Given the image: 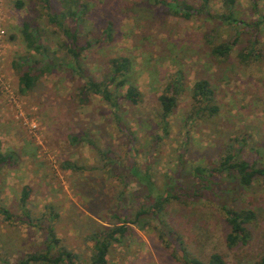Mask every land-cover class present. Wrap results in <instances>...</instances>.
Here are the masks:
<instances>
[{
    "label": "rangeland",
    "instance_id": "obj_1",
    "mask_svg": "<svg viewBox=\"0 0 264 264\" xmlns=\"http://www.w3.org/2000/svg\"><path fill=\"white\" fill-rule=\"evenodd\" d=\"M15 1L0 0V140L3 150H15L18 157L0 173V191L3 203L16 214L21 213L20 200L28 186V208L41 217L47 205L54 206L60 214L55 222L58 236L90 259L94 230L123 223V212L129 214L128 220L134 219L145 201L147 188L129 173L130 162L150 170L157 188L167 182L175 184L177 179L183 180L185 187H193L195 167L215 166L232 142L241 148L239 158L264 164V31L255 52L260 59L247 65L239 62L236 53L245 34L229 61H215L205 34L210 32L218 40L221 35L229 37L230 31L221 27L216 32L215 22L204 15L185 19L164 13L149 0H80L89 4L91 13L85 28L93 30L86 38L92 46L81 54L86 72L100 80L111 57L123 54L133 61V77L142 101L138 105L123 99L120 102L125 109L122 117L126 115L127 127L135 132L132 143L137 152L130 147L132 135L116 124L99 95L81 101L85 78L66 69L70 59L63 43L68 39L48 21L45 2L24 0L26 5L19 9ZM259 7L264 13V0H259ZM236 8L246 17L252 15L248 0H238ZM212 9L224 11L223 0H214ZM28 18L46 31L43 37L56 52L60 66L40 75L34 90L23 93L22 74L13 63L23 56H40L28 47L21 32ZM107 22L113 23V39L103 35ZM180 70L185 75L186 91L170 117L166 135L158 125L159 95ZM199 77L208 78L214 86L219 114L201 118L193 114L191 88ZM75 135L97 142L110 151L111 159L103 158L88 140ZM66 162L86 169L67 168ZM207 182L211 189L203 190L199 184L202 193L193 200L174 201L165 219L196 257L206 260L220 252L227 264H261L264 187L256 180L246 190L235 176L225 173ZM223 205L257 210V221L249 225L252 240L248 245L227 246L229 225ZM157 223L152 220V224ZM127 225L125 235L113 243L108 264H185L173 256V248L160 240L156 229H143L130 221ZM44 232L43 224L9 222L0 214V264L5 260L15 264L41 250Z\"/></svg>",
    "mask_w": 264,
    "mask_h": 264
},
{
    "label": "trees",
    "instance_id": "obj_2",
    "mask_svg": "<svg viewBox=\"0 0 264 264\" xmlns=\"http://www.w3.org/2000/svg\"><path fill=\"white\" fill-rule=\"evenodd\" d=\"M45 2L43 6L46 9L47 18L50 24L60 29V32L68 39L64 42L67 49V57L70 63L66 69L72 73H77L85 78L84 83L80 87L81 101L86 102L90 95H99L103 101L109 106L111 113L116 119V124L127 130L130 135L131 143L134 141L135 132L127 127L125 116L122 117L124 107L121 99L131 105H138L142 101V93L134 80V64L129 56L119 54L111 57L108 69L104 73L102 79L97 80L89 75L81 61V54L85 49L92 46L87 41V35L92 34L90 28L86 30V20L91 13L88 3H81L80 0H42ZM151 3L159 5L164 13L174 16L191 19L196 15H204L208 20L215 22V31H220L224 27L230 31L229 37L223 38L219 36L215 40V36L207 32L205 34L206 41L209 44L210 56L215 61H229L235 50L243 41L246 34L247 37L243 41V46L237 51L239 62L247 65L251 60L260 59V55L255 53L258 45L261 44V33L264 31V13L260 10L259 0H248L250 2L251 14L246 17L237 10L238 0H223L224 11L213 10L214 0H199L191 2L189 0H149ZM26 5L24 0H16L15 6L19 9ZM42 5V4H41ZM256 14V17H253ZM21 32L27 41L28 47L35 53L39 54L35 57H20L13 64L21 71L20 90L31 92L37 84L40 75L51 72L54 68L60 66L57 61L58 56L52 47L46 43L44 35L46 31L37 25L34 20L26 19L21 26ZM86 33L83 34V31ZM113 23L107 22L103 35L108 39H113ZM11 38H15L14 34ZM102 41L103 38H99ZM82 41V44L79 43ZM63 66V65H61ZM125 90V92H123ZM186 91V79L183 71H178L165 86V90L159 95L160 111H158L159 123L166 135L169 134L171 128V119L175 109L178 106L179 98ZM193 99V114L197 118L204 116H214L219 114L220 107L216 102L215 88L211 81L205 77H199L191 88ZM123 122V123H121ZM127 127V128H126ZM159 137H162L159 135ZM74 138L80 140H88L98 153L107 160H110L107 149H103L99 144L85 135H75ZM131 150L138 152L137 147L131 144ZM135 147V148H134ZM239 148L234 142L230 143L225 150L224 155L217 161L215 166L197 165L193 170V175L197 178L193 187H185L183 180H176L175 184L167 182L163 188H157L156 182L152 179V173L148 169H143L136 161L129 163V173L137 177L139 183H143L147 188V196L141 208L137 211L135 218L128 220V213L123 212V223H115L112 226L101 225L94 230L91 240L94 241L93 252L90 259H86L78 252H75L62 241L58 236L55 222L60 214L54 209V206L47 205V212L43 216L37 217L31 209L28 208V198L31 189L26 186L20 200L21 213L16 214L7 207L1 197L0 191V214L9 222L20 221L33 226L43 224L45 230L44 247L32 253H29L19 259L15 264H108V255L114 242L119 241L127 231V223L130 221L138 225L140 228L152 227L158 231L160 240L169 248H173V256L183 261L185 264H227L224 256L220 252L212 253L208 259H201L190 253L183 236L169 225L165 219L168 206L174 201L194 199L202 192L198 188L202 185L203 190L211 189V184L207 181L212 176L229 174L236 177L240 185L248 190L252 187L254 181L264 187V164L250 162L245 158H239ZM18 157L15 150H3L0 140V173L4 168L8 167ZM108 164V163H106ZM67 168L75 170L86 169L77 163L66 162ZM193 188V189H191ZM176 191V193L174 192ZM226 221L229 225V232L226 236V243L230 249L248 245L252 240V231L250 224L258 219V212L252 206L243 208H234L230 205H223ZM152 220L157 221V225L152 224ZM173 242L176 243L175 248ZM264 264V256L260 260ZM5 264H12L5 260Z\"/></svg>",
    "mask_w": 264,
    "mask_h": 264
},
{
    "label": "built area",
    "instance_id": "obj_3",
    "mask_svg": "<svg viewBox=\"0 0 264 264\" xmlns=\"http://www.w3.org/2000/svg\"><path fill=\"white\" fill-rule=\"evenodd\" d=\"M4 32V31H3Z\"/></svg>",
    "mask_w": 264,
    "mask_h": 264
}]
</instances>
